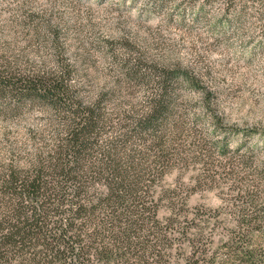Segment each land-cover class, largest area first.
I'll use <instances>...</instances> for the list:
<instances>
[{
  "label": "rangeland",
  "instance_id": "obj_1",
  "mask_svg": "<svg viewBox=\"0 0 264 264\" xmlns=\"http://www.w3.org/2000/svg\"><path fill=\"white\" fill-rule=\"evenodd\" d=\"M176 2L0 0V168L51 156L64 134L60 108L16 91L21 76H65L73 96L98 103L113 134L164 91L166 134L152 150L171 158L158 189L188 215L210 212L205 232L217 246L240 208L264 213V45L246 43L251 31L212 26L213 9L196 20Z\"/></svg>",
  "mask_w": 264,
  "mask_h": 264
},
{
  "label": "trees",
  "instance_id": "obj_2",
  "mask_svg": "<svg viewBox=\"0 0 264 264\" xmlns=\"http://www.w3.org/2000/svg\"><path fill=\"white\" fill-rule=\"evenodd\" d=\"M153 1L161 8L171 0ZM175 6L193 8L196 20L213 9L212 26L251 31L246 43L264 45V0H177ZM13 84L60 108L65 122L51 156L0 168V264H264L259 209L240 208L234 233L213 246L205 232L211 213L188 215L158 189L160 166L171 158L152 150L166 134L164 91L132 126L113 134L98 103L73 96L65 76H21ZM106 132L110 137L100 138ZM133 137L143 146L132 147ZM164 201L168 212L160 215Z\"/></svg>",
  "mask_w": 264,
  "mask_h": 264
}]
</instances>
